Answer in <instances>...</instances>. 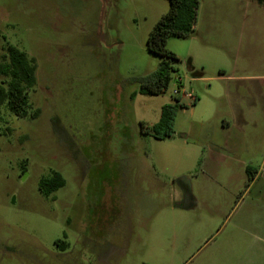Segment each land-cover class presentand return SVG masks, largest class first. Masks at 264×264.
<instances>
[{"label":"rangeland","instance_id":"obj_1","mask_svg":"<svg viewBox=\"0 0 264 264\" xmlns=\"http://www.w3.org/2000/svg\"><path fill=\"white\" fill-rule=\"evenodd\" d=\"M198 1L193 33L168 40V89L147 96L168 0H0V55L13 45L38 65L29 115L0 108V264H264V181L248 179L264 166V24L234 22L264 9ZM176 100L175 134L144 133ZM208 162L228 165L224 187ZM53 172L66 183L47 196Z\"/></svg>","mask_w":264,"mask_h":264},{"label":"trees","instance_id":"obj_2","mask_svg":"<svg viewBox=\"0 0 264 264\" xmlns=\"http://www.w3.org/2000/svg\"><path fill=\"white\" fill-rule=\"evenodd\" d=\"M264 6V0H256ZM169 10L164 14L148 36L147 48L150 53L163 60L157 70L149 76L139 80L138 93L147 96H158L166 91L174 72L171 61L177 56L168 49V40L172 36L180 38L189 37L195 27L198 0H168ZM37 61L16 46L7 45L5 53L0 55V108L4 105L8 110L21 118H26L31 108L29 92L37 84ZM136 94V93H135ZM134 94V96H135ZM179 100L164 105L157 123L143 127V132L157 140H166L175 134L177 112L180 107ZM39 110L33 115L37 117ZM65 179L59 172H53L49 178H44L40 184L43 194L50 196L65 186ZM58 245L65 248L64 241Z\"/></svg>","mask_w":264,"mask_h":264},{"label":"crops","instance_id":"obj_3","mask_svg":"<svg viewBox=\"0 0 264 264\" xmlns=\"http://www.w3.org/2000/svg\"><path fill=\"white\" fill-rule=\"evenodd\" d=\"M254 3H256V4H253V5L260 6V7H262L264 9L263 5H260L256 0L254 1ZM241 7H242V5L240 4L239 8H241ZM263 16H264V12H261V13L258 14V16L254 20H252L250 22L242 21L241 23H239V20H237V21L235 20L234 22L236 24H238V28L240 29L239 33L241 35L245 31V29L248 30L247 31L248 33L253 34V33L256 32L254 30L255 27H257L260 24L261 25L264 24ZM215 98H219V96L217 95ZM198 99H199L198 97H192V102L195 103V102H197ZM200 100H202V99H200ZM230 124H231L230 121H225L224 122V126L225 127L228 126V125L230 126ZM151 125H154V124H151ZM215 149H216L215 152L218 151V152L221 153L223 151L222 147H220V146H217ZM204 166L207 168L206 171L217 172L216 174L215 173L209 174L208 175L209 180L213 181L214 183L218 184L221 187H224L226 185V179L225 178L221 179V176H220L219 172H222L223 170H225L224 168H226L228 165L220 164V163H213V162L209 163L208 162ZM251 169L252 168L250 166L246 167V173L248 174L249 170H251ZM248 179H249L250 186H252L254 183H256L259 180L264 181V166L261 167L257 171V173H256V175L254 177H248ZM251 180H252V182H251ZM183 182L187 186V188H189V189L192 188L190 180H188V179L187 180H183ZM187 202H188V204H191V206L193 208L196 206V200H194L193 198H190V196H188ZM179 204L181 206L182 202H180ZM191 206H189V207H191ZM250 215H251V213H249V212L242 213L240 215V218H239L240 224L238 223V227L241 228L242 231L244 233H247V234L248 233L251 234L252 230H255V229L259 228V224H256V225L252 224V221H251L252 218H251ZM262 219L264 220V216L262 217ZM260 226H262V228L264 229V221L261 223ZM263 232H264V230H263Z\"/></svg>","mask_w":264,"mask_h":264},{"label":"built area","instance_id":"obj_4","mask_svg":"<svg viewBox=\"0 0 264 264\" xmlns=\"http://www.w3.org/2000/svg\"><path fill=\"white\" fill-rule=\"evenodd\" d=\"M174 93L177 95L180 93V90H175Z\"/></svg>","mask_w":264,"mask_h":264}]
</instances>
